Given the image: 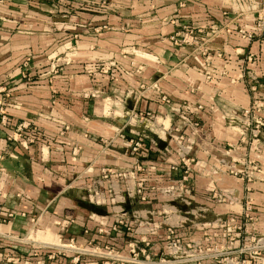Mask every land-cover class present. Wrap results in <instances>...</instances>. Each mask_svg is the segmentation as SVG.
I'll list each match as a JSON object with an SVG mask.
<instances>
[{"label":"crops","instance_id":"crops-1","mask_svg":"<svg viewBox=\"0 0 264 264\" xmlns=\"http://www.w3.org/2000/svg\"><path fill=\"white\" fill-rule=\"evenodd\" d=\"M263 6L264 0H62L57 5L0 0V87L12 95L10 126L0 129V216L19 213L1 230L30 240H2L0 255L30 256L43 244L74 239L84 249L94 242L131 257V236L107 232L121 211L133 227L142 223L141 230L145 222L174 220L171 213L178 210L176 216L184 221L177 232L184 242L233 249L245 241L230 245L219 238L218 220L251 208L257 221L246 224L247 233L264 245V136L256 155L263 171L252 182L232 174L246 168V149L228 153L229 146L239 143L243 111L253 101L247 83L231 81L253 72L264 99V39L250 42L238 36L241 27L254 26L255 11ZM184 23L204 30V41L211 39L212 28L220 30L207 44L215 55L211 65L200 52L176 48L170 41ZM96 65L111 70H92ZM200 105L199 131L184 130L185 145L197 162L186 186L189 207L156 197L141 203L126 193L125 180L104 178V169H134L137 159L129 147L134 136L120 132L132 112H148L157 122L134 129L156 140L148 143L142 163L156 164L160 173L154 182L167 185L164 178L178 153L171 129L183 127L184 108ZM23 123L37 128L32 143L13 139ZM213 192H224L226 202H216ZM95 193L99 202L93 201ZM163 208L170 215L152 217ZM190 211L197 214L188 215ZM206 235L214 239L207 242ZM164 240L154 236L148 248L141 246L158 259ZM146 258L140 254L141 261ZM72 259L70 254L48 264H71ZM86 260L96 258L80 264Z\"/></svg>","mask_w":264,"mask_h":264},{"label":"built area","instance_id":"built-area-1","mask_svg":"<svg viewBox=\"0 0 264 264\" xmlns=\"http://www.w3.org/2000/svg\"><path fill=\"white\" fill-rule=\"evenodd\" d=\"M57 5L62 0H50ZM107 0H103V4H106ZM256 21L254 26H244L238 30V36L246 41H254L256 39H264V6L255 11ZM204 30H197L191 27L189 24H181L180 29L170 38V41L176 48L192 50V53L200 52L204 58L207 66L211 65L215 55L211 53L207 44L209 41L220 33V30L212 28L210 34L211 39L204 41L201 38V34ZM217 57H221L217 54ZM252 57L248 58V62H252ZM92 70H97L103 74L110 72V67L96 65ZM207 79H212L210 76ZM240 81H244L249 85V90L253 96L252 105L249 109L243 111L242 124L244 132L240 137L239 143L235 146H229L228 153H231L239 148H245L247 151L246 157L243 160L245 169L233 170L232 174L235 177L244 176L248 182H252L257 175L262 174L256 155L261 151L262 140L264 136V99L259 96V79L253 72H246L243 74V78L232 80L231 83L236 84ZM0 95L4 98L0 100V129L7 130L10 126V117L8 115L9 102L11 101V92L6 87H0ZM163 102L170 104V100L167 97L162 98ZM185 110L180 114L182 121L181 126H177L171 129V132L175 134L176 146L178 149L177 160L170 164L167 178V185H157L154 180L155 173H160V169L156 164L142 163V159L148 155V143L151 145L156 144L154 138L145 134L135 132L134 129L141 125L153 124L157 122L151 113H138L132 112L129 116V123L120 132L124 135L125 132L134 136L130 142V152L136 156L137 163L134 169L129 172H112L109 169H104V178H117L126 181V193L131 197H136L141 203H148L153 198H160L165 201L183 204L186 207L191 205V202L186 198V186L190 181V176L194 171L196 165V158L185 145L186 135L184 130L189 129L193 134L197 133L200 128V123L197 121V113L204 109L203 106H197L194 109H190L189 106L184 108ZM211 110H214L211 107ZM132 122V123H131ZM139 124V125H138ZM163 127V126H162ZM15 135L13 139H23V143L29 144L35 140L37 134V128L33 127L29 123H23L17 126L14 130ZM29 134V135H28ZM166 154L170 153L169 149L165 150ZM253 156V157H252ZM144 161V160H143ZM154 174V176H153ZM153 182V183H152ZM93 201L99 202L98 194H94ZM226 194L224 192H213V199L218 203L226 202ZM153 212L152 217H166L170 213L164 208L159 213ZM124 212L118 213V220L116 224L107 231L108 234L126 233L131 236L129 242V248L131 249L132 256L125 257L120 252L111 248L110 245L98 246L94 242H89L87 249L77 245L74 239L70 240L69 244L55 245H41L38 249L31 251L30 256H11L4 253L0 255V264H48L54 262L57 259L68 257L73 255L71 264H80L84 258L95 257L94 262L85 261L84 264H264V245L261 241L254 238L251 234L247 233L246 224L253 225L257 219L252 216L251 208H246V211L241 216H231L229 219L218 220L217 228L219 229V238L228 241L232 245L236 240H244L245 243L238 248H228L226 244H216L211 246H205L203 241L184 242L179 236L177 230L183 227L184 219H180L178 210L171 213L174 220L172 221H149L145 222L146 227L141 229L142 223H139L137 228L133 227L132 223L128 222L123 215ZM188 215L195 216L197 212L190 211ZM19 213L14 211L9 212L6 218L0 216V242L2 240L11 244L16 243H28L29 239L19 238L11 234H7L1 230V225L9 220L16 218ZM137 215V214H135ZM136 217V216H135ZM35 223L36 220H33ZM61 224V223H60ZM65 224V223H63ZM165 238V250L158 259H151L147 253V248L150 245L152 237ZM206 241L211 242L214 237L206 235ZM218 237V236H217ZM252 239V240H251ZM246 242H249L246 243ZM250 243H255L254 246H248ZM141 245L147 247L143 248ZM140 254L146 259L141 261L139 259ZM249 254V259L246 255ZM252 254L254 256H252Z\"/></svg>","mask_w":264,"mask_h":264},{"label":"rangeland","instance_id":"rangeland-1","mask_svg":"<svg viewBox=\"0 0 264 264\" xmlns=\"http://www.w3.org/2000/svg\"><path fill=\"white\" fill-rule=\"evenodd\" d=\"M188 222H189V221H188ZM44 241H46V240H44ZM49 242H52V241H49ZM254 245H255V243H253V244H252V243H250V245H248V246H250V247H251V246H254ZM252 256H254V255L252 254ZM246 257L249 259V257H250V256H249V254H248V255H246ZM226 264H227V261H226Z\"/></svg>","mask_w":264,"mask_h":264}]
</instances>
